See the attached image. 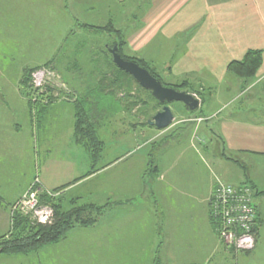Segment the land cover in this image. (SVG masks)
<instances>
[{"label": "crops", "instance_id": "obj_1", "mask_svg": "<svg viewBox=\"0 0 264 264\" xmlns=\"http://www.w3.org/2000/svg\"><path fill=\"white\" fill-rule=\"evenodd\" d=\"M108 21L125 41L121 48L125 56L149 62L165 81L186 79L206 98L195 110L169 104L173 114L176 109L186 116L158 147L162 153L156 167L148 166L151 149L145 151L139 135L133 134L137 125L130 133L135 146L120 149L113 159L104 147L99 168L87 174L91 156L75 142L70 124L62 147H58L60 135L48 134L50 125L68 109L52 104L32 115L19 81L27 69L49 62L64 66L60 55L77 36L87 37L90 44L100 37L107 48L108 32L82 24L103 26ZM29 37L49 44L52 56L29 60ZM248 50L261 51L256 74L260 77L264 0H0V235L10 227L8 203L37 177L43 189L62 188L58 196L106 204L99 221L90 227L98 230L93 233L98 240L89 233L85 246L86 251L99 248L100 256L98 261L90 257L88 264H131L124 255H113L124 243H130V252L139 253L135 256L140 262L134 264H214L218 255L228 252L208 214V199L218 179L251 186L258 228L256 245L248 253L260 255L264 83L253 79L242 88L227 71V65L241 60ZM130 134L121 141L130 140ZM27 153L34 157L32 168H12L10 157ZM60 241L50 244L56 256L52 264H72L62 255ZM40 249L0 254V264H39Z\"/></svg>", "mask_w": 264, "mask_h": 264}, {"label": "rangeland", "instance_id": "obj_2", "mask_svg": "<svg viewBox=\"0 0 264 264\" xmlns=\"http://www.w3.org/2000/svg\"><path fill=\"white\" fill-rule=\"evenodd\" d=\"M96 16L97 18H100L99 15ZM98 27L106 28L102 29L96 27L97 29L108 32V37L110 38V40L108 39L107 43L108 45H111L116 40V37L113 34H110V32L117 33L113 30L115 28L111 25V21H108L107 24ZM29 30L31 31V26L29 27ZM29 36H31V32L29 33ZM101 40L102 39H100V37H96V43H94L92 40L93 43L90 44L87 37H85L84 39L82 36H77L75 40L70 44L69 49L64 50L62 52V55H60L61 61L65 63L64 66L63 63H56L55 66L51 64V62H49L47 65L44 64L36 67H47L54 74V77L52 76L48 79L46 89L43 91V93L38 95L31 94L32 96H34H30V91L32 92V89L29 86L30 80L28 81V84L22 82L23 75L25 73H23L19 81L21 85V93L26 100L29 108L31 109L32 115L34 116H36L38 112H41L43 108L45 109L52 104H56L55 107L58 106L63 110L65 108L66 110L68 109L67 111H63L64 113L62 112L63 118H60L59 116V118L56 119L52 125H50L51 128L48 129V134H52L54 136L60 135L58 147H62L63 141H61V138H63V134L71 133V129L69 130L70 124L74 134L75 142L85 148L91 156V148H89V146L87 145L88 139L86 137L83 138L82 136L78 138L75 134L74 124L76 121V105L79 102L83 103L90 116L89 122L93 125L94 131L96 132L97 137L101 142V147L97 149L99 153L98 160L94 165H91V169L93 168L94 170H96L99 168V166L97 165H99L101 151L104 147H106L104 148V151H106L108 158L113 159L120 152V149L125 150L126 148L135 146V137H133L130 133L133 132L131 128H135L137 125L138 130L134 131L133 134L139 135L140 142L144 144L142 146L144 147L145 151H150L151 149V160L154 164H158L159 155L162 153V151L158 147L162 146L165 143L168 133L179 126V122L183 120V116L186 115L178 113L176 109H174V118L168 127L164 129H158L154 126L147 125V119H149L153 114L159 111L161 109V106H159V104L156 102L157 100L153 96V98L151 97L152 94L149 90L141 87L134 79L131 78V75L129 76L128 73V75L124 74L118 70L119 68L117 69V67L112 62V56L109 52V48L107 49L106 46L103 45L105 41ZM28 41L29 42L27 45V50L29 60L52 56L51 51L48 49V47H50L49 44H42L38 40L33 42L30 37ZM148 64L153 67L149 62ZM261 77L262 76H255L254 79L256 83H264V78ZM161 80L165 84H173V82L165 81L162 78ZM180 81L182 80H179L178 82ZM183 81L184 83L186 82L187 86V83L189 82L186 79H183ZM191 87L192 88L187 86V89L178 91H186L190 93L197 100L198 105L201 106L202 101L204 100V98H206V93L203 91L195 90L196 88L194 89L192 85ZM52 93H55L54 95H57L56 98L54 99V97L50 96L47 99L48 95L45 96V94L52 95ZM177 103L184 105L183 103L176 101H171L168 103V105L171 104L174 107V105ZM111 113H115L116 115L114 114L113 118L109 117ZM195 117L188 119L195 120ZM17 118V114L14 113L12 118L13 122H15ZM105 133H109V137L103 136ZM128 133L131 135L129 136V138L133 137V140L130 138V140L121 141V137L126 138V135H128ZM101 136H103V139L100 138ZM133 149L134 148L130 150ZM14 157H16V155L10 157L12 161V168L18 165H25L26 169L32 168L34 157L29 153L23 154L21 156L18 155L17 158H19L20 160ZM30 187L32 189H35L36 187L40 189L38 196V201L40 204L50 206L47 203H43V201L41 200V197H43L44 195L51 197H57L59 195V190L57 189H43L38 182V178L34 177L31 179L27 189L21 194V196L26 191H28ZM21 196L14 199L12 203H8L10 204V227L8 232L6 234L0 235V237H7V235H9V231L12 228L13 215L21 214L15 208V203ZM70 196L71 195L68 194L67 198H70ZM60 197L64 202L68 200L63 196ZM83 201L87 200L83 199ZM253 201H256V199L253 198ZM29 221L32 222L30 219ZM96 232H98L96 228H83L80 226L73 227V229H71L66 234V237L62 239L58 244L59 249L62 251V255L68 257L67 260H73L72 264H88L87 261L90 259V257H93V259L97 260V258H99L100 256V253L98 251L99 248H97L96 251H86L85 249L86 244L89 243L91 239L90 237H87L88 234H93ZM98 237V234H93L92 239L98 240ZM260 243L262 244V248L259 252L260 255L252 257V252L248 253L250 251L234 253L225 249L228 252L218 255L216 257L217 260L214 264H264V240ZM129 247L130 243L119 244L118 249L120 251L114 252L113 255H124L125 257L123 259L130 261L131 264H134V260L138 258L135 255L139 253L130 252L132 250ZM55 257L56 256H54L51 251L50 245H47L39 250L36 260L39 264H52V262L55 261Z\"/></svg>", "mask_w": 264, "mask_h": 264}, {"label": "trees", "instance_id": "obj_3", "mask_svg": "<svg viewBox=\"0 0 264 264\" xmlns=\"http://www.w3.org/2000/svg\"><path fill=\"white\" fill-rule=\"evenodd\" d=\"M82 26L106 29L105 27L85 24H82ZM113 30L117 32L113 33L116 36V40L111 45H108L107 49L116 44L117 52L121 57H123L125 60L133 61L139 66L147 69L151 75L159 79L165 86L173 87L176 90L187 89V86L192 88L189 83H187L186 86V82L184 83L183 80L173 84H165L162 82L160 75L157 73L156 69L151 67L147 61L135 57L125 56L121 52V48L125 45V41L123 37H121V34L119 33V31H117V29ZM261 63V51L248 50L241 60L231 61L227 66V71L230 74L235 75L239 79L241 87L244 88L255 78L257 71L261 66ZM47 64L48 63H46L45 65ZM35 68L36 67L25 70V74L23 75L22 79L23 83L28 84L30 72ZM118 70L124 74H127L120 69ZM156 102L161 107L166 104L160 103L158 101ZM75 117V134L78 138L82 136L83 138L86 137L88 139H86L88 141L87 145L89 146V148H91L92 165H94L99 157L97 149L101 147V142L99 141L97 134L94 131L93 125L89 122L90 116L82 102H79L76 105ZM148 166L153 168L156 167L151 158H149ZM93 171L94 169L92 168L87 174H90ZM59 189L61 188H58L57 190ZM41 200L43 201V203H47L52 207L54 212L52 222L49 224L32 223L26 216H23L21 214L13 215L12 228L9 231V235H7V237H0V254H26L36 251L46 245L57 243L58 241L63 239L66 234L75 226H94L99 221L101 214L106 208V204L99 205L91 201H80L78 197L70 198L66 200V202H64L62 201L60 196L51 197L44 195L43 197H41ZM257 228L258 221L256 230Z\"/></svg>", "mask_w": 264, "mask_h": 264}, {"label": "built area", "instance_id": "obj_4", "mask_svg": "<svg viewBox=\"0 0 264 264\" xmlns=\"http://www.w3.org/2000/svg\"><path fill=\"white\" fill-rule=\"evenodd\" d=\"M52 76L54 77L53 72L47 67L33 69L29 76V86L32 89L30 96L42 94L48 79ZM261 78H264V75ZM54 94L45 96L48 95L47 99L50 96L55 99L57 95ZM39 192L38 187L35 189L30 187L15 203V208L32 223H50L53 219V210L50 206L39 203ZM208 210L217 237L225 249L234 253L254 249L258 213L253 201V190L249 184L233 186L217 179L208 199Z\"/></svg>", "mask_w": 264, "mask_h": 264}, {"label": "water", "instance_id": "obj_5", "mask_svg": "<svg viewBox=\"0 0 264 264\" xmlns=\"http://www.w3.org/2000/svg\"><path fill=\"white\" fill-rule=\"evenodd\" d=\"M114 65L122 71L131 75V77L144 89L149 90L152 96L160 103H166L159 111L153 114L147 123L158 129H164L169 126L173 120V113L168 105L171 101L181 102L190 110H195L198 106L197 100L186 91H178L172 87L164 86L150 72L139 66L137 63L125 60L117 52V46L109 48Z\"/></svg>", "mask_w": 264, "mask_h": 264}]
</instances>
